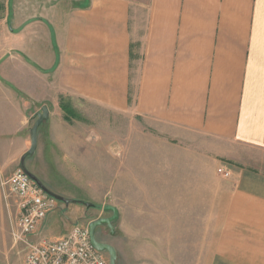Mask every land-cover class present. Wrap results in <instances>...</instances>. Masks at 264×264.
Wrapping results in <instances>:
<instances>
[{
	"label": "crops",
	"instance_id": "0c3cea01",
	"mask_svg": "<svg viewBox=\"0 0 264 264\" xmlns=\"http://www.w3.org/2000/svg\"><path fill=\"white\" fill-rule=\"evenodd\" d=\"M14 10L21 98H68L85 116L94 107L130 122L111 141L83 142L51 120V142L73 157L68 182L110 188L129 207L119 205L123 233L159 244L158 264H264V0H15Z\"/></svg>",
	"mask_w": 264,
	"mask_h": 264
},
{
	"label": "rangeland",
	"instance_id": "374dc122",
	"mask_svg": "<svg viewBox=\"0 0 264 264\" xmlns=\"http://www.w3.org/2000/svg\"><path fill=\"white\" fill-rule=\"evenodd\" d=\"M14 3L15 0H0V264L25 263L24 247L22 244L15 243L13 239L16 228V201L9 194L4 183L20 169L22 157L31 149V131L38 116L43 113V107H47L49 111L57 109L59 113L57 112L56 116L49 115L48 119L40 125L37 149L26 159L25 166L53 192L61 194L65 198L74 196L75 201L91 204L93 208L87 210L84 205L80 204H71L66 207L58 202L57 210L49 216L40 238L59 240L75 226H88L90 222L100 216V218L112 217L113 213L105 212V207L113 206L118 210L117 220L114 221L112 228L108 224H102L96 229L97 241L109 244L116 250L117 264H158L159 260L156 254L159 244L153 246L144 241L141 235L137 238H130L123 233L121 225L125 210L119 205L129 207L122 203H115V197L110 188H104L97 192L94 191V188L91 190L93 178L79 182L82 185L68 182L64 177V167L70 170L69 166L73 157L72 155L68 156L69 153L66 157L63 149L53 144L49 136V127L53 120L57 125L62 124L74 131V137L77 135L83 142L95 140L101 135L105 141H111L112 129L119 126L121 133H127L130 122L127 118H118L117 115L115 116L107 110L94 107H88L85 116L75 109L70 102L71 99L68 98L59 97L57 100L55 98H21V95L24 94L16 89L14 79L15 43L10 31L15 11ZM4 47L11 50L8 49L5 54ZM5 62L9 65H5ZM6 71H8V75ZM47 86L45 85L43 93L48 94ZM61 103L70 104L73 111L76 114L79 113L77 114L79 120L70 119V122L65 120L67 114L62 109ZM99 129H103L102 132ZM45 139L48 141L45 142ZM44 144L47 145L46 148H43ZM121 153H123V147L119 154ZM76 162H72L73 171L77 176H80L79 164ZM110 176V169H104V180L110 179ZM92 192L94 193L92 194ZM111 230L114 231V235ZM107 257H109L108 254Z\"/></svg>",
	"mask_w": 264,
	"mask_h": 264
},
{
	"label": "built area",
	"instance_id": "2783aa9c",
	"mask_svg": "<svg viewBox=\"0 0 264 264\" xmlns=\"http://www.w3.org/2000/svg\"><path fill=\"white\" fill-rule=\"evenodd\" d=\"M4 186L16 201L13 239L24 247V264H110L109 257L94 248L88 226H75L59 240L40 238L43 225L57 210L58 201L21 169Z\"/></svg>",
	"mask_w": 264,
	"mask_h": 264
},
{
	"label": "water",
	"instance_id": "95a60500",
	"mask_svg": "<svg viewBox=\"0 0 264 264\" xmlns=\"http://www.w3.org/2000/svg\"><path fill=\"white\" fill-rule=\"evenodd\" d=\"M43 113L40 114L38 116V120L35 123L32 131H31V136H32V146L31 149L22 157L21 160V164H20V169L26 174L28 175L34 182H36V184L42 188L48 195L52 196L53 198H55L59 203L64 204L66 207H68L71 204H80V205H84L87 210L88 208H93L91 207V204H85L83 202H79V201H75V200H71V199H67L53 191H51L50 189H48L44 183L38 178L36 177L33 173H31L25 166V161L26 159L31 156L32 154L35 153L36 149H37V144H38V129L40 127V125L48 119L49 117V110L47 109V107H43L42 109ZM105 212H112V217L109 218H105V219H99V220H95L93 222H90L88 227L90 230V235H91V241L92 244L94 246V248L101 252V253H105L108 254L109 256V263L110 264H117V252L116 250L111 247V246H105L100 244L97 239H96V235H95V231L96 229L101 226L102 224H108L111 228L113 227V223L114 221L117 220V216H118V210L117 208L113 207V206H107L105 207Z\"/></svg>",
	"mask_w": 264,
	"mask_h": 264
},
{
	"label": "trees",
	"instance_id": "16d2710c",
	"mask_svg": "<svg viewBox=\"0 0 264 264\" xmlns=\"http://www.w3.org/2000/svg\"><path fill=\"white\" fill-rule=\"evenodd\" d=\"M61 107L62 109L65 111V113L67 114V117L65 120H67L68 122H70V119H78L77 114L73 111L74 109L71 108L70 104H66V103H61Z\"/></svg>",
	"mask_w": 264,
	"mask_h": 264
},
{
	"label": "flooded vegetation",
	"instance_id": "af4514ba",
	"mask_svg": "<svg viewBox=\"0 0 264 264\" xmlns=\"http://www.w3.org/2000/svg\"><path fill=\"white\" fill-rule=\"evenodd\" d=\"M101 217V216H100ZM98 218V219H96V220H99V219H105V218ZM107 219V218H106ZM93 222V221H92ZM111 232H112V235H114V231L113 230H111ZM96 233H97V230L95 231V235H96ZM100 243V242H99ZM100 244H102V245H105V246H111V245H109V244H106V243H100ZM112 247V246H111ZM107 255V254H106Z\"/></svg>",
	"mask_w": 264,
	"mask_h": 264
}]
</instances>
